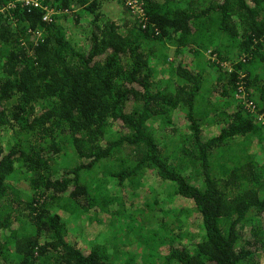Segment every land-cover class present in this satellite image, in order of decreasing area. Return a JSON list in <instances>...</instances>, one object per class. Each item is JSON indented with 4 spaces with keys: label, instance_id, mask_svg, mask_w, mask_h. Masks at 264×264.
Listing matches in <instances>:
<instances>
[{
    "label": "trees",
    "instance_id": "16d2710c",
    "mask_svg": "<svg viewBox=\"0 0 264 264\" xmlns=\"http://www.w3.org/2000/svg\"><path fill=\"white\" fill-rule=\"evenodd\" d=\"M33 1L0 0V264H264V0ZM149 172L162 204L99 211ZM71 215L126 240L84 247Z\"/></svg>",
    "mask_w": 264,
    "mask_h": 264
},
{
    "label": "rangeland",
    "instance_id": "374dc122",
    "mask_svg": "<svg viewBox=\"0 0 264 264\" xmlns=\"http://www.w3.org/2000/svg\"><path fill=\"white\" fill-rule=\"evenodd\" d=\"M102 3V7L100 9V11L102 13H105V15L107 17H112L114 20H120V18H125V14H126V8L127 5L123 4L120 2V0H101ZM80 13V12H79ZM132 13H129V16ZM111 15V16H109ZM75 15H73L72 13H70L69 17H64L61 18L58 21V25H60V27L62 26L64 28V32L66 33V35L68 36L69 40L71 41L72 44H74V41H78V44H81L85 38H86V34L88 35L87 31L85 30V28H81L80 26H77L75 21ZM85 32V34H84ZM171 56H174V51H172ZM204 56L207 57V59H212L214 60L216 58L213 57L211 55V50H207L204 53ZM209 80H205V87H209L211 84L210 82H208ZM208 130H210V133H214L216 134L218 127H216L215 125H208L207 127ZM4 137V141H6V144H10L9 143V139H10V135L5 133L3 134ZM151 175H153L152 172H149L148 175H146V182H149L146 186V188L141 191V189L138 190L137 193H135L133 196H128L127 192H124V196L123 199L125 200V202L123 203L124 205L121 204V202H119V204H117L115 202V205L113 207V210H108L105 209L103 206V208L99 211H101L104 215L105 213L108 214L109 212V216L111 213H118L119 209H127V213L131 214V213H137L138 215H140L142 213V208L141 210H136V208L134 206H130L129 203L133 202L135 203L136 207L138 208V206H141L142 203L141 202H145L147 205L148 204H153L155 202L161 203L164 202L167 197H168V193L170 191H172L170 189L169 186H165L162 184H158L156 182H153L152 180H150V178L152 177ZM156 176H154L155 178ZM157 178V177H156ZM155 178V179H156ZM158 179V178H157ZM23 191H27L28 189H26V187L22 188ZM143 194V195H142ZM139 200V202L137 203V201ZM179 205V206H178ZM159 207L161 205H158ZM178 209L180 207H184L185 208V214L190 215V211L193 209V206L190 205H186L185 203H183L181 200L179 199H175V201L168 203L165 205L164 208V213H163V218H167L168 215L171 213V211L175 208ZM167 210V211H166ZM108 211V212H107ZM183 217V216H182ZM181 217V219H183ZM63 220H67V225L68 228L70 230L71 233H74L76 235L80 236V244L83 245L84 247H88L91 244H109V245H115V246H120L121 244H123L126 240V234H127V230L124 227H117V226H112L109 232L108 227H103L102 225H100L97 222H91L89 220V218H87L86 216H81V217H74L71 215L69 217V219L66 216L62 217ZM104 218V217H103ZM117 219V216L116 218ZM158 220L161 222L162 220V216L160 217H155L151 219V225L155 226L154 224H158ZM184 220V219H183ZM189 223L191 224V219H189ZM168 223L171 225V227H166L165 230H163V232L167 235L170 232V228L175 227V232L177 233L178 231V224L176 220H173V218L171 217L168 220ZM180 225V224H179ZM155 227H157L158 230H161V226L160 225H156ZM189 228H192L193 231L197 232L195 227L190 226ZM82 229V230H81ZM184 229H188L187 227H184ZM81 230V233L78 234L77 231ZM169 230V232H168ZM199 232H197L198 234ZM118 235L117 241H114V237ZM167 241H170L169 239H166ZM166 242V241H165ZM168 243L165 244H159V248L160 250H163L165 248V246H168Z\"/></svg>",
    "mask_w": 264,
    "mask_h": 264
},
{
    "label": "built area",
    "instance_id": "2783aa9c",
    "mask_svg": "<svg viewBox=\"0 0 264 264\" xmlns=\"http://www.w3.org/2000/svg\"><path fill=\"white\" fill-rule=\"evenodd\" d=\"M28 3H30V1H29ZM32 4H34L35 6H38V5H39L35 0L33 1ZM135 7H136V6H135Z\"/></svg>",
    "mask_w": 264,
    "mask_h": 264
}]
</instances>
